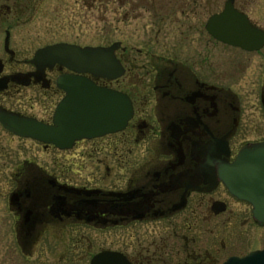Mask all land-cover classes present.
Returning <instances> with one entry per match:
<instances>
[{"label": "flooded vegetation", "instance_id": "1", "mask_svg": "<svg viewBox=\"0 0 264 264\" xmlns=\"http://www.w3.org/2000/svg\"><path fill=\"white\" fill-rule=\"evenodd\" d=\"M43 1L0 0V217L6 221L0 232L15 244L6 256L32 264H90L95 254L113 251L129 264H222L264 249L232 251V241L252 234L254 244L261 243L264 222L255 221L252 206L220 178L239 150L264 140V69L256 103L249 100L250 85L236 91L226 77L252 65L251 52L216 40L205 27L226 0L217 11V0H115L126 9L119 11L121 21L140 18L138 8H154L159 29L144 51L116 40L120 77L81 75L126 94L131 118L121 131L63 149L8 128L31 119L52 125L64 96L56 80L76 74L33 60L39 48L54 43L27 44L38 36L27 27L36 24ZM232 6L264 30L262 0H232ZM174 32L178 39L169 41ZM216 44L238 49L239 58L216 59L210 53ZM63 233L68 250L45 258L49 239ZM96 237L100 247L89 253Z\"/></svg>", "mask_w": 264, "mask_h": 264}, {"label": "water", "instance_id": "2", "mask_svg": "<svg viewBox=\"0 0 264 264\" xmlns=\"http://www.w3.org/2000/svg\"><path fill=\"white\" fill-rule=\"evenodd\" d=\"M205 27L216 40L248 51L264 45V32L237 12L232 0H226L223 10L210 16ZM118 45L114 42L106 47H81L56 43L38 49L33 60L49 66L58 63L76 74L61 75L56 80L64 96L55 107L52 125L31 119L9 122L8 128L16 135L61 149L82 138L122 130L132 115L128 96L98 87L81 75L89 73L108 79L120 77L124 69L114 56ZM220 178L234 196L251 204L254 220L264 222V141L243 147L232 164L222 170ZM90 264L129 263L118 252L102 251L92 257ZM223 264H264V250L252 251L240 258L230 257Z\"/></svg>", "mask_w": 264, "mask_h": 264}, {"label": "rangeland", "instance_id": "3", "mask_svg": "<svg viewBox=\"0 0 264 264\" xmlns=\"http://www.w3.org/2000/svg\"><path fill=\"white\" fill-rule=\"evenodd\" d=\"M223 1L224 0H217L219 6L215 9L216 11L220 10ZM262 2L263 7L260 9L258 18L260 24L264 26V0H262ZM84 5L81 0H44L41 4L38 16L35 18L36 24L27 27L28 34L37 32L38 36H33L32 41L27 39V44L34 48L45 43L58 41L76 43L79 45H108L114 40L120 39L123 46H134L135 49L144 51L148 47V41L154 39L160 26V18L159 16H155L157 10H154V8L149 12H143L138 8L136 12L139 10L141 11L140 18H137L135 21L130 18L129 21L122 22L119 13L126 11L123 7H120V12L118 11L116 15H113L112 10H106L104 12L95 11V9L90 10L86 7L88 3H84ZM212 12V10L207 11L200 25H202L207 16ZM100 18H103V20H100ZM171 36L174 38L177 37L178 39L177 33L174 32L168 37L169 41L173 40ZM175 41L176 40L172 42ZM237 52H239L238 49H229L228 47L216 44L214 48H211L210 53L216 59L221 58L223 55H226V57L239 58ZM251 55L253 59L252 65L248 66L244 72L237 69L230 70L227 72L226 77L228 79L227 84L230 83L236 91L238 88L244 89L246 85H250L252 90L248 91L250 97L248 98L257 103L258 101H255L253 98L258 96L261 80H259V74L264 69V67H262V64H264V46L256 52H251ZM254 70H256V72H253ZM2 222L3 219L0 217V226L5 225L6 221ZM67 238L68 235L66 233L60 235V238L56 239V241L50 238L49 242L44 247H48V249L43 251L44 257L52 260L54 258L56 259L54 255L58 257L60 254H65L70 247ZM261 238H263L261 243L258 242L257 244H254L256 240L253 239V234L250 235V237L246 236V240L238 238L232 241V246H234L232 247V251L235 253H242L254 245L264 247V236ZM100 241V237L92 240L89 253L100 247ZM12 248H15V244L11 241L10 235L7 237L6 233L0 232V264H3L5 258L9 261L7 264H14L15 262H12V259L9 260L10 257L16 258L18 264H32L35 262L32 259V262H28V260L18 254L6 256ZM39 252H41V250H39ZM32 257L35 258L36 255L34 254Z\"/></svg>", "mask_w": 264, "mask_h": 264}, {"label": "trees", "instance_id": "4", "mask_svg": "<svg viewBox=\"0 0 264 264\" xmlns=\"http://www.w3.org/2000/svg\"><path fill=\"white\" fill-rule=\"evenodd\" d=\"M83 5L84 3H88V5L86 6L88 9L90 10H94L95 11H106V10H112L113 11V15H116L118 13V11H120L119 7H117L115 5V0H81ZM130 0H124L125 5L128 4ZM85 7V5H84ZM110 7V8H108ZM113 8V9H112ZM142 9V8H141ZM128 11L130 12V10L128 9ZM136 17H139L138 12L135 14ZM100 20H103V18H100ZM125 22L127 20H124ZM122 21V22H124Z\"/></svg>", "mask_w": 264, "mask_h": 264}]
</instances>
